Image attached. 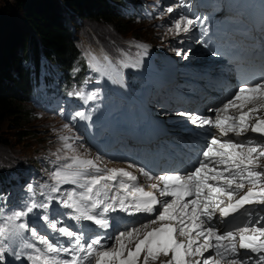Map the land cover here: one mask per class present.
<instances>
[{"label": "snow or ice", "instance_id": "snow-or-ice-1", "mask_svg": "<svg viewBox=\"0 0 264 264\" xmlns=\"http://www.w3.org/2000/svg\"><path fill=\"white\" fill-rule=\"evenodd\" d=\"M184 2L181 0V4ZM173 11L167 8V12ZM201 23L198 17L183 15L174 22V34L189 33ZM176 54L182 53L177 49ZM183 55L187 57V53ZM104 60L111 63L107 56ZM89 64L101 75L107 74L94 54L89 53ZM123 66L138 67L139 62ZM68 95L85 102L97 98L96 93H85L83 88ZM262 109L264 78L242 82L234 95L215 110L214 119L189 115L193 125L215 131L199 149L192 170L178 169L153 177L139 169L148 180L156 181L148 185L150 190L137 183L138 177L132 171L101 167L99 156L87 158L68 142L71 138L60 137L62 149L53 155L56 161L65 162L50 174L51 185H40L44 200L36 199L30 183L26 187L28 196L19 209L6 212L0 207V264H4L6 253L16 261L23 257L27 264H150L157 260L160 264H222L224 260L230 264H264V214L254 210L262 206L264 211V118L254 115ZM75 117L89 118L83 111H77ZM61 150L63 156L58 154ZM64 184L75 187L60 193ZM241 191L243 195L237 196ZM53 200L70 210L67 215L77 222L79 230L60 226L62 221L51 218ZM36 209L43 210L42 220L58 237L50 239L35 228L29 229L26 218ZM117 209L130 215L157 211L158 215L141 227L120 231L111 243V237L87 240L80 222L90 221L100 229H108V214ZM158 222L159 227L150 229ZM25 232H30L32 240L24 238L20 247L14 248L16 239ZM177 235L183 239H177Z\"/></svg>", "mask_w": 264, "mask_h": 264}, {"label": "rangeland", "instance_id": "rangeland-1", "mask_svg": "<svg viewBox=\"0 0 264 264\" xmlns=\"http://www.w3.org/2000/svg\"><path fill=\"white\" fill-rule=\"evenodd\" d=\"M57 3L63 15L64 22L72 28V32L76 37L75 41L78 49H80V56L83 55L89 61V48L92 50L98 49L102 53L96 57L101 60H99L100 63H104L103 59L106 55L103 53L102 48H105L107 51L118 50L119 58H109L113 64H115L117 70L112 63H110L109 65L112 67V70L107 69L108 66L104 70L107 74L101 75L100 72L94 71L100 77L102 82L101 85H94L91 87L84 86V91L87 93L96 92L98 98L93 102L84 101L83 105L79 107L73 102L57 99L52 106L46 107V113L36 111L32 105L27 102V104H25V109L29 113L27 122L21 123L19 127H14V125L11 124H4L2 127L7 142L6 145H0V160L19 158L31 163L34 162L37 172L40 174V178L44 181H49V185H51L53 181L48 174L45 173L44 163L50 161L53 165L51 169L53 172L65 162L63 160L56 161V156L53 155V153H57L58 149H62L63 141L60 139L62 136L71 138L68 142L74 143V147L79 154L87 158L99 156L101 158V167L108 166L107 164H102L103 160L112 164L124 163L119 162L117 158L121 151L128 150L127 143L123 141L124 138L120 139L116 130H100L95 125H101L102 120L105 118L114 120L115 123L119 124L126 123V125L133 126L134 128L139 123L134 106L130 104L131 102L125 98L123 92L119 88L108 81L110 80L113 82L114 80V78L111 77V75H113L112 72L114 71L117 80V77L125 79L124 76H126L131 84L132 92L133 89L136 92L135 85L137 91L139 88L145 87L144 84L139 83L141 80L140 74L135 72L133 67L123 66V64H133L129 61V55H127L130 53L129 48H139L141 50L139 43L134 40L133 35L138 36L140 38L138 42L145 43L144 45L146 46L155 47L163 51L175 52L180 48L174 46V42L179 43L182 36L185 34H174V22L180 18L177 12L186 13L191 16L192 19L203 16L200 12L198 13V10L195 8L194 0H185L184 4H181V0H142L144 6L142 5L138 11H136L135 7L132 5L123 6L122 3L120 4V6H123L122 16H117V19L112 22L86 19L76 11L64 5L61 0H57ZM5 4L11 6L5 13L6 16L17 21V23H19L24 30H27L37 42L39 39L35 31L31 26L26 24L25 20L21 17V13L15 8L13 0H0V12ZM241 4L242 0H220V2H216L215 9L218 14L223 13L222 16L228 15L232 17V19H237L236 17H239V14L235 10H237V7ZM152 5L158 7L160 11V14L157 16L153 14ZM233 5L236 9H232ZM230 6L231 8L229 9ZM169 7H172L174 11L171 13L167 12V8ZM230 11H234L237 16L235 17L234 14L229 13ZM144 52L145 50H143V52L141 50L136 56L132 55L134 53L130 54L133 56V60L136 63L139 62V65L140 60H143L148 65L147 54H144ZM190 53H188V56ZM179 58L184 59L182 54L179 55ZM184 60H186L188 64L189 60ZM221 61L222 60L217 63L222 64ZM78 66L84 67V60L79 62ZM129 74L133 75V77H130ZM230 82H233V78ZM112 91L113 93H111ZM155 107L157 111H162L168 115L169 112L165 107L163 99H161ZM77 111L85 112L86 116L89 118L81 119L80 117H75ZM66 124L68 125L67 128L64 127ZM115 136V141L117 142L113 144ZM58 154L63 156V150ZM262 163H264V160H262ZM25 177V183L18 184L17 186L8 185L0 189V195L7 198H9L14 191L18 193L17 203L8 208H4L6 212L19 209L23 205L25 198L28 196L26 187L30 183L33 184V188L37 193L36 199L38 201L44 200V197L40 195L41 182L31 176ZM74 187L75 186L71 184L61 185L60 193L69 191ZM44 191L47 192L48 190L44 189ZM55 195H59V193ZM251 209H253V206ZM254 210L261 211V214H264V211L258 206H255ZM69 211V209L63 208L58 200H53L49 207V214L53 219L62 217L70 218L67 215ZM43 214L42 209H36L34 213L26 218L29 229H36L40 226V219ZM155 217L150 220L155 219ZM141 226L142 225H138L136 227ZM158 226L159 222L155 226L150 225V229ZM24 238L31 241L30 232H25L23 237L17 238L12 246L18 249ZM177 239H183V237L177 235ZM8 258L9 257L5 256L4 264H11L10 262L12 261L8 260ZM161 259L166 258L161 257ZM150 264H160V261L150 262Z\"/></svg>", "mask_w": 264, "mask_h": 264}, {"label": "trees", "instance_id": "trees-1", "mask_svg": "<svg viewBox=\"0 0 264 264\" xmlns=\"http://www.w3.org/2000/svg\"><path fill=\"white\" fill-rule=\"evenodd\" d=\"M117 1L61 0L86 19L106 22L121 16L120 4L138 6L140 3L138 0ZM13 3L39 40L36 42L17 21L6 16L11 6L5 4L0 12V145L7 142L2 130L4 124L19 127L27 122V102L36 111L43 112L35 105L36 94L47 102L51 92H70L80 78L87 79L85 66L74 71V65L78 66L83 57L72 28L63 20L57 0H13ZM133 37L135 41L140 39ZM54 64L58 65L61 75H56ZM41 82L45 83L44 88H38ZM30 164L34 162L19 158L0 160V184L6 185V179L12 174L21 176ZM44 166L45 171L50 172L48 163Z\"/></svg>", "mask_w": 264, "mask_h": 264}, {"label": "bare ground", "instance_id": "bare-ground-1", "mask_svg": "<svg viewBox=\"0 0 264 264\" xmlns=\"http://www.w3.org/2000/svg\"><path fill=\"white\" fill-rule=\"evenodd\" d=\"M243 2H248L247 0H244ZM219 15H221V14H219ZM210 22V21H209ZM211 22H212V20H211ZM223 22H227V21H223ZM222 23V22H221ZM219 25V24H218ZM201 47H202V45H201ZM200 46H191V49L192 50H194V51H197V52H199V53H201V54H205V55H209V56H212V52L208 49V48H201ZM90 49V53L91 54H94L95 56H99L102 52H100L98 49H95V50H92L91 48H89ZM145 53V52H144ZM98 60H100V59H98ZM220 60H222L221 62L222 63H228L229 65H227V64H225V66H224V68H221V69H223V70H225V72L226 73H228L227 75H228V78L231 80V78L233 77V74H235V73H237L236 72V70H235V68H234V65H230L231 63L230 62H228V61H226V60H224V59H222V58H218V60L217 61H220ZM101 61V60H100ZM99 61V62H100ZM103 61H104V63H100V66H104V67H102L103 68V70H105V68L108 66V68L107 69H110V70H112V67L103 59ZM216 61V62H217ZM253 67V66H252ZM263 67V66H262ZM135 70L138 72L139 71V69L138 68H135ZM230 71L232 72V74L230 73ZM110 73V72H109ZM108 73V74H109ZM113 73V75H111V77L112 78H114V80H113V82L112 81H110V80H108L111 84H113V85H115L117 88H119L123 93H124V95L126 96V98L129 100V101H131L133 104H134V106H135V108H136V111H137V115H138V120H139V122L141 123V124H143V121L146 119V111L143 109V106H142V102L141 101H139L138 99H136V97L135 98H133V97H128L127 95H126V89H127V87H129L128 85V82H127V80L126 79H122V78H119V77H117L118 78V80L116 79V75H115V73H114V71L112 72ZM262 75L264 76V70L262 71ZM110 77V78H111ZM219 81H221L220 79H218ZM190 124H192V123H190ZM190 124H188L189 126H190ZM190 127H192V126H190ZM193 128V127H192ZM213 131H215V129L213 130V129H210V133L211 132H213ZM204 134L205 133H203L202 135H201V137H203L204 136ZM102 162V161H101ZM102 164L104 165V164H107L109 167H122V168H126L127 170H129V171H132L135 175H138L139 173H138V170H139V168L138 167H136L135 165H133V164H131V163H121V164H112V163H110V162H107V161H104L103 160V162H102ZM129 165H132L133 167H131V168H129ZM140 176H139V178L140 179H143L145 176H141V174H139ZM115 215V211L114 212H111V213H109L108 214V218H109V220H111L112 219V216H114ZM147 224V223H146ZM156 224H154L153 226H155ZM159 227V226H158ZM99 230H101L100 228H99ZM96 236H93L92 237V239L93 238H95ZM20 261H26L23 257L21 258V260Z\"/></svg>", "mask_w": 264, "mask_h": 264}]
</instances>
